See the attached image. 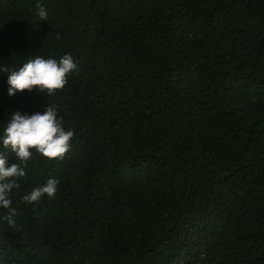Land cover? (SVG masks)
<instances>
[{
    "label": "trees",
    "instance_id": "trees-1",
    "mask_svg": "<svg viewBox=\"0 0 264 264\" xmlns=\"http://www.w3.org/2000/svg\"><path fill=\"white\" fill-rule=\"evenodd\" d=\"M65 54L49 97L0 77V126L47 103L74 132L62 159L9 154L2 264H264V0H0V65Z\"/></svg>",
    "mask_w": 264,
    "mask_h": 264
},
{
    "label": "clouds",
    "instance_id": "clouds-1",
    "mask_svg": "<svg viewBox=\"0 0 264 264\" xmlns=\"http://www.w3.org/2000/svg\"><path fill=\"white\" fill-rule=\"evenodd\" d=\"M36 14L40 21L47 20V11L43 6H37ZM76 68L70 54H65L58 60L36 55L18 69L0 65V77L7 74L9 96L24 90H35L38 94L49 97L65 86L67 75ZM73 135V130L64 129L54 105L49 106L46 103L42 111L31 114L11 112L8 122L0 126V148L7 153H0V209L7 212L0 216V220L6 221L9 226L15 224L17 211L10 207V193L14 188H19L17 180L26 174L18 163L8 164L9 154H14L20 163H26L31 158L32 150L49 160L62 159L70 148L69 142ZM57 184L56 179L49 178L45 184L34 187L29 194L24 195L22 200L33 204L39 202L44 195L51 199L55 196Z\"/></svg>",
    "mask_w": 264,
    "mask_h": 264
}]
</instances>
